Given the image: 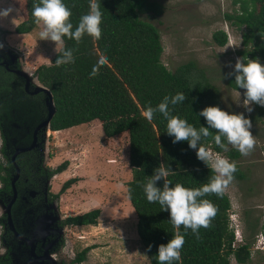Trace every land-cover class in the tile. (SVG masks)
I'll use <instances>...</instances> for the list:
<instances>
[{"label": "trees", "instance_id": "1", "mask_svg": "<svg viewBox=\"0 0 264 264\" xmlns=\"http://www.w3.org/2000/svg\"><path fill=\"white\" fill-rule=\"evenodd\" d=\"M21 10L24 20L14 29L16 34H29L36 28L32 15L33 5L39 0H10ZM102 12V38L93 40L85 34L82 42L65 37V50L73 49L74 63L56 65L57 52L49 65H40L34 71V78L51 93L55 108L49 129L57 132L72 127L98 121L105 138H114L123 133L128 135V165L131 179L125 184L126 196L136 215V232L149 264H159L160 245H167L174 237L176 229L170 223V211H164L159 203H149L144 186L161 164L169 171L167 179L170 187L177 183L186 188L196 189L208 183L212 175L204 162L197 158V151L189 147L187 141L173 143L175 137L167 134V120L157 112L149 122L143 112L149 106L157 107L165 96L174 97L183 93L187 99L175 106L169 105L172 115L186 120L197 130L208 127L206 119L199 113L206 107H218L215 101L216 89L210 84L202 69L193 62L178 66L169 71L161 62L163 48L158 30L150 23L140 19V15L160 13V6L149 0H96ZM233 10L225 14V21L240 32L241 49L239 58L259 59L264 64V0H230ZM72 11L74 28L80 18L90 12L91 0H64ZM218 47L227 43L222 30L212 34ZM62 54V53H61ZM100 56L107 57L108 63L100 68L97 76L91 77L93 66ZM2 70V68H0ZM8 76L7 73L2 72ZM1 81V78H0ZM227 86L238 91L235 76L227 80ZM10 87L0 84V119L6 142L14 146L23 133L30 135L46 115V95L39 93L32 97L18 88L10 92ZM257 106V105H256ZM257 117L261 119L264 111L258 107ZM249 119L255 120L252 114ZM258 121V120H257ZM264 122V121H263ZM215 135L214 129H209ZM22 132L21 135H18ZM18 135V136H17ZM27 135V136H28ZM202 143L215 152L236 162L240 153L235 149L224 152L209 137ZM15 145V146H16ZM63 162L52 171H64ZM234 181L245 180L246 176L237 165ZM6 190L8 180H3ZM78 180L65 181L60 193L70 188ZM164 180L157 182L163 188ZM203 199L210 200L218 214L210 229L201 228L197 240L191 229H179L185 236L181 252L182 264H230L232 257L237 264L250 260L252 241H242L234 246V232L230 227L228 211L229 198L224 193L220 198L210 194ZM100 216L99 209L67 217L61 225L96 226ZM264 236V222L261 232ZM151 245V251H148ZM89 248L78 253L74 262L80 264ZM180 264V262H174Z\"/></svg>", "mask_w": 264, "mask_h": 264}, {"label": "rangeland", "instance_id": "2", "mask_svg": "<svg viewBox=\"0 0 264 264\" xmlns=\"http://www.w3.org/2000/svg\"><path fill=\"white\" fill-rule=\"evenodd\" d=\"M149 1L160 6V13L140 15V19L152 24L160 34L162 64L169 71H174L180 65L193 62L204 71L216 89L215 101L221 110L229 114L243 113L248 119L254 115L251 132L258 141L255 151L247 157L240 154L236 159L246 178L233 181L225 194L231 205L229 220L232 217L236 223L232 229L239 231L242 241L253 242L250 260L245 264H264V251L255 250L264 222V116L261 119L257 117L259 105L256 104L251 105L254 110L249 113L243 107L244 92L229 89L228 78H223L234 71L239 58L237 51L241 49L240 32L224 18L233 10L231 2ZM9 5L17 11L0 21V44L11 49L20 59V68L33 75L38 66L50 64L57 53L56 45L40 40L41 26H36L29 34H16L14 29L24 17L10 0H0V6ZM218 30L226 33L227 43L224 47H218L212 40V34ZM76 128L56 132L46 140L45 167L51 170L63 162L68 163L66 169L46 186L48 193H57L61 185L71 178L78 180L61 195V201L51 205L50 211L56 217L55 221L93 209H99L100 216L96 226L68 225L62 228V245L58 247L61 252L57 254V263L61 259L68 261L89 248L80 264H149L137 236L136 215L126 196L125 184L131 179L127 160L128 136L121 134L113 139L105 138L98 121ZM229 149L234 148L229 146ZM4 210L5 204L0 199V214ZM2 221L4 216L0 218V225L3 226ZM240 243L235 240L234 246ZM24 255L17 251L16 264H38L21 262L20 258ZM230 264H237L232 257Z\"/></svg>", "mask_w": 264, "mask_h": 264}, {"label": "clouds", "instance_id": "3", "mask_svg": "<svg viewBox=\"0 0 264 264\" xmlns=\"http://www.w3.org/2000/svg\"><path fill=\"white\" fill-rule=\"evenodd\" d=\"M17 11L13 6H0V21L7 19ZM32 15L37 26H41L39 32L40 40L51 41L56 45L59 58L56 65L74 63L73 49L65 50V37L75 40L77 44L82 42L85 34L93 40L102 38V12L96 0H91L90 12L80 18L78 25L74 28L72 23V11L64 3V0H39L33 5ZM15 19H13L14 21ZM0 48L3 45L0 44ZM62 53V54H61ZM108 63L107 57L100 56L93 66L91 77L99 74L100 68ZM231 67V64L228 65ZM235 76V84L238 89H244L243 107L251 113L254 109L251 105L256 104L264 107V64L259 59L238 58L234 71L223 77L227 79ZM187 99L183 93H177L174 97L165 96L157 106H149L143 112V116L149 122L154 119L157 112L167 120V134L175 137L173 143L187 141L193 150L198 149L197 158L204 162L211 170L212 175L208 183L200 188L190 189L177 183L170 187L171 182L167 179L169 171L161 164L155 170L144 186V192L149 203H159L164 211H170V223L177 230L174 237L167 245H160L158 250L159 264H182L181 252L185 244V236L179 231L181 226L187 231L191 229L196 239H201L200 229H210L212 221L218 214V208L208 199L203 197L215 194L222 198L224 193L234 181V174L238 171L235 162L219 152L206 147L202 140L211 137L216 146L224 152H228L229 146L236 149L242 156H250L257 146V139L252 134L253 127L251 119L245 118L243 113L229 114L219 107H206L199 113L206 119L208 127L201 126L197 130L186 120L172 115L169 105H177ZM214 129L215 135L209 129ZM164 180L163 188L157 187V182ZM149 245L148 251H151Z\"/></svg>", "mask_w": 264, "mask_h": 264}, {"label": "flooded vegetation", "instance_id": "4", "mask_svg": "<svg viewBox=\"0 0 264 264\" xmlns=\"http://www.w3.org/2000/svg\"><path fill=\"white\" fill-rule=\"evenodd\" d=\"M19 62L20 59L11 49L5 45L0 48V68H2L0 70L8 74V76L0 74V84L10 87L11 91L18 88L29 97L39 94L34 93L33 82H27L25 78L27 75L32 80L33 75H29L28 72L20 68ZM1 103L0 101V105ZM3 117L4 114H0V119ZM34 130L35 128L30 135L26 132L23 133L21 138L19 137L17 145L13 143L14 146H9L6 136H3L4 130L0 123V199L5 204L4 212L0 214V218L4 216L3 226L0 225V264H16L17 251L25 254L20 258L23 263L58 264L56 258L57 254L61 252L58 247L62 245L60 239L63 235L62 228L68 226L60 223L69 216H65L61 221H55L56 217L52 216L50 211L54 202L61 201L63 194L60 193L61 187L57 193H51V191L48 193L46 187L54 177L61 173L52 174L55 168L48 170L45 167L46 140L56 132H52L50 129L49 132L41 129L34 134ZM21 134L22 132L18 133V135ZM42 138H45V141H42ZM19 150L24 151L16 153ZM16 169H18V176L12 185V181L16 177ZM5 179L8 180V190H6V183L3 181ZM7 207H9L8 211H6ZM9 217L13 227L8 224ZM15 233L21 238L31 240L33 245L29 246L22 242L16 238ZM32 249L35 259L31 256ZM74 258L68 259V261L61 259L59 264H76Z\"/></svg>", "mask_w": 264, "mask_h": 264}, {"label": "water", "instance_id": "5", "mask_svg": "<svg viewBox=\"0 0 264 264\" xmlns=\"http://www.w3.org/2000/svg\"><path fill=\"white\" fill-rule=\"evenodd\" d=\"M29 75H31V74H29ZM25 78H26L27 82L28 81L33 82V84L35 85V91H34V93H44L46 95V100H45L46 117H45V119L43 121H41V123L39 125H37L35 127L34 134L37 133V131H39L41 129H43V130H49V123H50V121H51V119H52V117L54 116V113H55V108H54V104H53L52 95L48 91V89H46L45 87L41 86L37 82L36 78H33L32 80H30L27 75L25 76ZM34 81L37 82L38 85H36L34 83ZM27 150H29V149H27ZM23 151L24 150H19L16 153H20V152H23ZM17 176H18V169H16V177L12 181V185L14 184ZM8 210H9V207L6 208V211H8ZM8 224H9L10 227H13L10 217L8 218ZM15 236H16V238H19L22 242L26 243L27 245H29V246L33 245V243H32L31 240L21 238L16 233H15ZM31 256H32V258H34L33 249L31 250ZM45 260H49L50 261V259H48V258H45Z\"/></svg>", "mask_w": 264, "mask_h": 264}, {"label": "built area", "instance_id": "6", "mask_svg": "<svg viewBox=\"0 0 264 264\" xmlns=\"http://www.w3.org/2000/svg\"><path fill=\"white\" fill-rule=\"evenodd\" d=\"M243 92H245V90L244 89H241ZM263 111H264V107H261V106H259ZM209 148V147H208ZM230 224H231V228H233L234 229V226L236 227V225H234V224H236V223H234L235 222V220H234V218H232V217H230ZM233 222V223H232ZM232 229V230H233ZM233 232H234V239L236 240V241H238V242H242V239H241V236H240V233H239V231H237V230H233ZM256 245L258 246L257 247V249H255V250H260V251H264V236L262 235V234H260V237L257 239V243H256Z\"/></svg>", "mask_w": 264, "mask_h": 264}, {"label": "crops", "instance_id": "7", "mask_svg": "<svg viewBox=\"0 0 264 264\" xmlns=\"http://www.w3.org/2000/svg\"><path fill=\"white\" fill-rule=\"evenodd\" d=\"M92 122H93V121H92ZM82 125L84 126V125H86V124H82ZM82 125H80V126H76L77 128H76V127H72V128H69V129H73V128H74V129H75V128L78 129V128L81 127ZM65 130H67V129H65ZM61 131H63V130H61ZM57 132H59V131H57ZM124 134L127 135V133H123L122 135H124ZM127 136H128V135H127ZM110 139H113V138H110ZM128 150H129V147H128ZM127 156H128V153H127ZM127 160H128V157H127ZM61 173H62V172H61ZM61 173H60V174H61ZM60 174H58L56 177H58ZM130 178H131V177H130ZM128 181H129V180H128ZM72 186H73V185H72ZM61 199H62V198H61ZM127 202L129 203L128 200H127ZM80 214H81V213H80ZM134 217H135V216H134ZM135 218H136V217H135ZM136 223H137V219H136Z\"/></svg>", "mask_w": 264, "mask_h": 264}, {"label": "bare ground", "instance_id": "8", "mask_svg": "<svg viewBox=\"0 0 264 264\" xmlns=\"http://www.w3.org/2000/svg\"><path fill=\"white\" fill-rule=\"evenodd\" d=\"M36 85H38V83L37 82H34ZM46 131H48L49 132V130H46ZM53 134H56V133H53Z\"/></svg>", "mask_w": 264, "mask_h": 264}]
</instances>
